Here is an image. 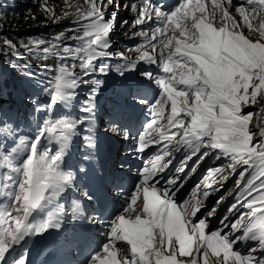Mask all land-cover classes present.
<instances>
[{"label":"snow or ice","instance_id":"1","mask_svg":"<svg viewBox=\"0 0 264 264\" xmlns=\"http://www.w3.org/2000/svg\"><path fill=\"white\" fill-rule=\"evenodd\" d=\"M111 3L113 0H107V4ZM247 3L255 6L254 0H247ZM103 6L104 0H100L99 4L93 0L91 10L85 17L91 21L86 25L83 36L80 37L85 41L82 49L84 58L80 65L85 74L93 57L97 55L94 47L107 35L111 27V22H103L100 11ZM131 7L139 16L134 21L135 25L151 19L153 13L162 25L152 30L153 37L157 34L161 37L159 39L162 46L160 65L164 75L157 79V83L162 89V98L157 99L150 108L149 113L153 123L148 124L144 133L140 135L139 151H143L153 141L156 143L167 141L161 151L163 156L169 155L168 144L172 142L171 137L177 135L182 128L183 135L176 143L192 149L191 155H195L201 148H208L219 150L224 156L230 157L233 161L230 165L233 172H235V164L246 165V168L240 172V179L236 181L239 191L236 203L229 211L234 210L238 205L250 210L248 223L244 225V234L246 237L252 234V239L259 240V250L264 249V142L252 143L254 134L248 128L252 114L243 113L241 110V102H247L249 98L254 100L257 90H264V42H251L241 34L226 31L224 27L219 30L213 28L211 20L207 19V14L204 13V4L200 0L191 6L181 0L180 6L170 14L158 11L150 0H143L142 8L135 4ZM216 8H220L219 3L216 4ZM195 11H199L201 16L191 15ZM236 11L244 16V8L237 7ZM189 18L192 20L190 27L186 23ZM223 19L235 24L227 13ZM173 20L175 27L168 23ZM244 21L247 24L249 17L244 16ZM169 28L173 33L179 28L180 38L174 35L165 41L162 37ZM138 35L148 40L146 33L141 32ZM260 36L264 37V23L260 26ZM173 40H175L174 45H172ZM4 43L8 47H13L9 41ZM170 45L172 47H169ZM156 46L155 43H150L153 50ZM137 50L140 51V49ZM165 50L168 52L167 56L164 55ZM63 52L68 53L69 49L65 47ZM49 53V48L42 50L43 57H47ZM139 59L155 62V57L150 56L146 51L141 52ZM169 61L172 63L170 64ZM74 75L73 66L64 65L60 68L54 82V94L51 98L53 102L63 98L65 88L74 86ZM249 88L252 89L250 97ZM169 101L171 113L168 116L167 125L162 126L165 131L161 132L160 128H154L153 124L158 116H162L163 106ZM185 117L189 118L187 126H185ZM71 127L72 125L64 119L50 121L33 141L32 155L18 170L20 173L18 190L13 198L14 203L9 206L15 209V214L5 209V215L0 216V253H4L6 248L19 238V235L27 231L25 223L27 217L46 194L51 191V194L55 195L71 179L70 175L59 170L60 156L58 154L49 155L47 152L36 154V144L43 135L47 134L57 140L65 139L66 132ZM174 127L176 132L169 135L168 130ZM152 131L158 132V137H153ZM259 134L264 138V125L259 127ZM191 155L186 157V160L191 159ZM161 159L162 156L158 153L151 161V168L145 166L140 171L143 180L137 192L142 188V213L136 215L134 220L125 218L123 214L117 216L111 224L107 242L102 247L104 255H101V251L95 254L90 264H115L118 251L115 247L117 240L126 241L131 246V264H153V260L155 264H177V245L180 255H188L193 250L197 254L202 252L204 264H213L209 258V250L211 256L217 258L214 264H249L250 261H254L255 264H264V258L257 261V258L252 255L255 249L248 255L231 251L232 243L228 236L221 234V230L211 231V234L206 236L204 219H200L198 224L191 226V234L185 230L188 220L182 218L181 213L176 211L177 205L173 202L169 190L165 188L161 198L157 194L161 192V189L157 187L158 181L148 185V181L156 176L158 170L163 171L168 167V164L159 165L158 162ZM183 170V165L176 169L178 173ZM215 171L218 172L219 169ZM246 174L250 178L246 183H242ZM175 182L170 179L167 183L173 185ZM204 195L207 196L208 193L205 192ZM136 198L137 193L134 192L131 201L135 202ZM257 202H259V208L256 206ZM131 207L132 205L128 203L124 212H130ZM195 211L196 208L193 206V213ZM211 215L210 212L209 216ZM242 219L243 217L232 224L234 231L240 228ZM257 219H259V235L253 231L256 227L253 221ZM5 223L9 226L5 227ZM46 226L47 223L42 227ZM197 233H199L198 238H195ZM221 253H223L222 258ZM199 259V255L193 256L188 264H199ZM19 264H26V261L22 259ZM122 264H128L127 259Z\"/></svg>","mask_w":264,"mask_h":264},{"label":"rangeland","instance_id":"2","mask_svg":"<svg viewBox=\"0 0 264 264\" xmlns=\"http://www.w3.org/2000/svg\"><path fill=\"white\" fill-rule=\"evenodd\" d=\"M92 2L93 0H0V20L3 22V24L0 23V107L6 105V101L9 99V92H11L15 95V101L11 109L15 108L20 110L21 105L18 103L19 98H32L34 92L39 89L40 83L45 78H43L42 75L41 65L38 64V61H35L32 58L34 54L40 52L42 53L44 48H49L50 52L53 53L49 44H57L59 46L63 44H71V51L74 53H77L78 47L80 49L84 48V40L81 39L83 47L78 44L79 34L73 38H67L68 33H65L62 30L69 25H74L75 29L79 31L80 37H82L86 25L91 23V21L85 17L91 10ZM96 2L99 4L100 0H96ZM109 5H111L110 9L104 12L108 6L107 0H104V6L100 8L104 23H109L116 11L114 0L113 3ZM117 14L119 15L118 19L115 23H111V27L109 29L110 33L122 26L119 18H122L125 12L117 11ZM235 27L236 31H242V27L239 25V23H237ZM89 30L94 31L92 29ZM13 32L15 34L22 35V46L19 45L20 43L18 44L11 36ZM255 33L259 35L254 36L252 39L253 41L251 42H264V37L260 36V32L256 30ZM113 37L119 39L120 36L117 35V33H114ZM5 41H9L13 47H8L5 45ZM41 41L43 43H41ZM26 43H28V45H26ZM74 44L77 46L73 47ZM13 51L19 53V55H15ZM125 51L126 50L123 49V52ZM68 53L71 52L69 51ZM60 56L64 57L65 53L60 54ZM10 57H15L16 61L11 60ZM66 58L69 57H64V60ZM71 59L77 60L75 57H71ZM64 60L57 62V65L55 66V71H57L55 78L59 75L60 68L65 65ZM90 68L101 73L102 75L107 73L110 69L105 61L99 62L95 67L92 65ZM77 70L78 69L73 70L76 73L75 80L82 83L83 75ZM55 78L54 80L52 78V82L48 84L50 91L52 89L54 90ZM79 91L80 89H76L72 92H69L68 95L70 97H74L79 93ZM251 91L252 89L249 88V97ZM33 101L35 100L33 99ZM6 107L9 108L7 105ZM262 107L264 108V90H257V96L254 100L249 98L247 102H241L242 112L252 114L248 128L254 134L252 137L253 144H257L259 142V139H256V134L258 133V127L261 123L259 117L262 114ZM0 111L5 112L1 108ZM40 112H42V107ZM80 118L87 120L84 130V138L85 142L89 144L95 135V131L93 129L95 116L84 114L81 115ZM30 120L32 128L39 126V124L36 122V115H30ZM230 163V165H232L233 161L231 160ZM238 164L239 163L235 164V168ZM244 168L246 167L242 166L234 178L230 180V187L228 190L231 189L234 179L240 175V172L243 171ZM232 170L233 168L230 166L227 168L225 171L226 173L224 172L225 176L223 177V180L228 178V171ZM248 178H250V176L246 174L244 179L247 180ZM135 187L136 186L134 185L133 189H135ZM123 189L124 190L121 192V194L126 191L127 185H125ZM217 189L219 188L217 187ZM226 195L227 193H225L222 199H219L218 196L214 198L213 209H215V211H217L218 206H220V202L226 197ZM213 209L211 211L212 213L215 212ZM228 212L229 207L226 205L221 210V216L227 217ZM230 224L232 226V222ZM74 226L75 231H73V236L70 237L71 243L74 242V236H80L78 234L80 231L78 225L74 223ZM227 229L229 233L233 231L232 227ZM187 258H190V255H188ZM209 258L213 261V264L217 259L216 257L211 256L210 251ZM199 264H204L203 256L199 259Z\"/></svg>","mask_w":264,"mask_h":264},{"label":"trees","instance_id":"3","mask_svg":"<svg viewBox=\"0 0 264 264\" xmlns=\"http://www.w3.org/2000/svg\"><path fill=\"white\" fill-rule=\"evenodd\" d=\"M0 23L1 24H3V22L0 20ZM6 24V23H5ZM62 25V24H61ZM60 27V26H59ZM73 29H75V28H73ZM55 30V29H54ZM72 29L70 28V27H65V28H63V31L65 32V33H68V36H74V34H75V31H71ZM12 37H13V39L19 44V43H21L22 41H23V38H22V35H20V34H15L14 32L12 33V35H11ZM67 36V37H68ZM81 39H80V35H79V41H78V44L79 45H81ZM49 46H50V48H52V50H54V51H52L53 53H55V54H57V52H55V50H59V51H63V49L62 50H60L59 48H61V47H67V48H69V51L71 52V53H68V55H67V57H74V56H80V58H83V56L81 57V55H82V53H79L78 55L76 54V53H74V52H72L71 51V48H72V46L71 45H65V44H63V45H60V46H58L59 48H56V46L53 44H49ZM69 46V47H68ZM77 45L76 44H74L73 45V47H76ZM80 48L78 47V50H79ZM53 53H51L50 55H48L49 57H47L46 59H43V61H45V63L46 62H49V61H52V63H53V61H57V57L58 56H60V55H57V56H55V55H53ZM66 56V55H65ZM36 57H38V61L40 60V56H35L34 58H36ZM55 59H54V58ZM59 61H61V60H63L62 58H60V59H58ZM40 62V61H39ZM45 63H41L42 64V68H43V78H47V70H46V64ZM52 63H50V64H52ZM66 64H68V65H72V64H77V62L75 61V60H69V59H67L66 60ZM49 73H50V70H49ZM38 91V93H35L34 94V98H35V101H38V103H43L44 102V104H46V102L48 101V99H49V89L48 88H46L45 87V85H44V81H42L41 83H40V86H39V90H37ZM11 92H9V98L11 97ZM13 102L14 101H12L11 100V98H10V101H9V106H12V104H13ZM75 114H78V113H75ZM18 122V121H17ZM16 122V123H17ZM7 129H9V130H12L13 129V126H7ZM15 130H16V128H15ZM14 131L12 130L11 132H8V133H5V134H3L4 136H6V137H10V138H15V136H14Z\"/></svg>","mask_w":264,"mask_h":264},{"label":"clouds","instance_id":"4","mask_svg":"<svg viewBox=\"0 0 264 264\" xmlns=\"http://www.w3.org/2000/svg\"><path fill=\"white\" fill-rule=\"evenodd\" d=\"M213 191H214V188H212L211 190H208V188H206L204 193L207 192L208 195L205 196L204 193L201 195V197H204V199H205L204 200L205 203L201 207H204L203 210H205V211H203V213L206 214V215H207V212H211L213 207H214L213 206L214 198L217 197V196H218L219 199L223 198L222 194H224V192H220L219 189H216L215 191H216L217 194H215V196H212L213 195ZM229 197H231V195L227 193L226 197L220 202V206H218L217 211H215L213 213L211 212L213 214L212 216H215L216 214H219L218 218L225 217V216H221V210H222L223 207H225L227 205L225 203L227 202V199ZM208 198H210V200H207ZM227 218H229V212H228ZM207 220H209L208 217H207Z\"/></svg>","mask_w":264,"mask_h":264},{"label":"bare ground","instance_id":"5","mask_svg":"<svg viewBox=\"0 0 264 264\" xmlns=\"http://www.w3.org/2000/svg\"><path fill=\"white\" fill-rule=\"evenodd\" d=\"M110 7H111V5H109L108 4V6L106 7V9H105V11L104 12H106L107 10H109L110 9ZM224 14V13H226L225 11H223V10H210V11H207L206 12V14ZM17 14V13H16ZM244 16H245V12H244ZM199 17V16H198ZM230 17H231V20L232 21H234V22H237V21H239L243 16L241 15V13L240 12H238V11H236V8L234 9V10H231V12H230ZM79 18V17H78ZM172 44H174V41H172ZM68 45V44H67ZM71 45V44H70ZM69 47V46H68ZM64 49V48H63ZM69 49V48H68ZM67 56V55H66ZM73 60V59H72ZM12 69H14V68H12ZM11 69V70H12ZM14 75V74H13ZM17 75V74H16ZM32 86V85H31ZM262 109H264L263 107H262ZM261 126V124L259 125V127ZM259 127H258V132H259ZM228 157H225L223 160H222V162L221 163H224L225 161H226V159H227ZM227 179V180H226ZM225 180H224V183L225 182H227L228 181V179H229V177L228 178H226Z\"/></svg>","mask_w":264,"mask_h":264},{"label":"flooded vegetation","instance_id":"6","mask_svg":"<svg viewBox=\"0 0 264 264\" xmlns=\"http://www.w3.org/2000/svg\"><path fill=\"white\" fill-rule=\"evenodd\" d=\"M263 7H264V1H260V2L258 3L257 8H258V9H261V8H263Z\"/></svg>","mask_w":264,"mask_h":264}]
</instances>
